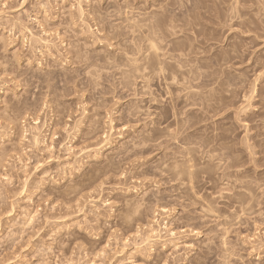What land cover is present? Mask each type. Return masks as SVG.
<instances>
[{
	"label": "rangeland",
	"instance_id": "1",
	"mask_svg": "<svg viewBox=\"0 0 264 264\" xmlns=\"http://www.w3.org/2000/svg\"><path fill=\"white\" fill-rule=\"evenodd\" d=\"M8 1L0 264H264V0ZM144 33L194 76L142 78Z\"/></svg>",
	"mask_w": 264,
	"mask_h": 264
},
{
	"label": "bare ground",
	"instance_id": "2",
	"mask_svg": "<svg viewBox=\"0 0 264 264\" xmlns=\"http://www.w3.org/2000/svg\"><path fill=\"white\" fill-rule=\"evenodd\" d=\"M2 2H3L2 4H6V7L9 8V1H8V0H2ZM78 9L80 10L79 7H78ZM80 15H82V12H81V11H80ZM134 21H135V20L131 21V23H133ZM145 21H146V20H145ZM129 22H130V21H129ZM135 22H136V23H135ZM135 22H134L133 24H134V26L137 27V26L139 25V22H137V21H135ZM143 22H144V21H143ZM137 23H138V25H137ZM144 23H145V22H144ZM144 23H143V25H144ZM132 26H133V25H132ZM139 26H141V24H140ZM130 27H131V26H130ZM145 27H146V26H143V28H145ZM132 28H133V27H132ZM141 28H142V27H140V29H141ZM147 28H148V26L146 27V30H145V29L141 30V31H140V34H141L142 31H143V32H146V33H152V34L155 32V29H152L153 32L151 31V27L149 28V30H148V32H147ZM135 29H136V28H134L133 30H135ZM129 30H130V29H129ZM136 30L138 31V28H137ZM131 31H132V29H131ZM42 32H43V33H46L45 30H42ZM134 32H136V31H134ZM146 33H144L145 35L142 36V37L145 38V37L147 36ZM155 33H156V32H155ZM155 33H154V35H155ZM142 34H143V33H142ZM142 34H141V35H142ZM152 34H151V35L148 34L149 37H147V39L145 38V42H146L147 44H148V43H149V44L147 45L146 43H144V44H146V45L148 46V47H145L146 50H145V48H144L145 51L143 50L144 53L146 52V54L144 55V57H143V55L140 54V55L143 57V58H142V57L140 56V58H141V62H142L141 64H142V65L140 64L141 66H139V67L137 66V68H136V65H138V64H136L137 62L134 63V62H135V59H133V61H134L133 64H135L136 72H139V73H140V76H141L142 78H145V77L148 78V76H149L148 73H150V74H153V73H156V72L160 73V77H159V78L161 79L162 82H165V83H164V84H165V88H164L165 90H166L167 88H169V87H170V84H171V83H170L169 86H168L167 83H169V82H167V81H170V82L173 81V82H174V80H175L177 77H178V79L181 78L182 80H183V79L185 80L186 78L191 77V75L194 76V75H193L194 72H193V70L191 69V67H189V68L186 69V70H185V68H183V66H184L183 63L186 64V65L188 66L189 64H191V63L193 62L194 59H192V58H193V57L191 56L192 53H189V54L186 55V53L188 52V51H186V53H184L185 55H184V57H183L181 54H178L179 52H180V53L182 52V51H179V50H181V49L176 50V46H175V45H176V42H175V41H174V42L170 41V42H172V44H171L172 46H170V49H169V47H167L168 45L165 46V47H162V48H163L162 50H165L164 48L167 47V48H168L167 50H169V51H168L169 53L167 52L166 54H164L163 51H159V52H162V53L164 54V55H162V54L159 55V54H158V53H159V52H158V50H159V46L157 47L158 44H156L157 42L155 43V38H153V35H152ZM141 35H140V36H141ZM151 36H152V37H151ZM154 37H155V36H154ZM152 38H153V39H152ZM141 39H142V38H141ZM153 40H154V41H153ZM147 41H148V42H147ZM45 43H46V42H45ZM174 43H175V44H174ZM46 46H47V45H46ZM144 46H145V45H144ZM177 47H178V46H177ZM179 47H180V46H179ZM179 47H178V48H179ZM202 48H203V47H202ZM160 50H161V48H160ZM140 51H141V50H140ZM177 51H179V52H177ZM164 52H165V51H164ZM172 52H177L176 55H177V54H178L179 56L181 55V56L183 57V60H181V58H182L181 56H180L181 58H180L179 56L176 57V56H174L175 54L172 53ZM189 52H190V50H189ZM144 53H142V54H144ZM170 53H172L173 55L170 54ZM194 53H195V52H194ZM182 54H183V52H182ZM161 55H162L164 58L168 55V58H169V59H167V60H166V58H165V59H164V58L161 59V58H162ZM165 55H166V56H165ZM213 57H214V56H213ZM176 58H178V59H176ZM179 58H180V59H179ZM174 59H176V60H174ZM136 60H138V59H136ZM171 60H172V61H173V60L176 61V62H175L176 64L173 65L174 62H172L173 64H171ZM168 61H170V62H168ZM210 61H211V60H210ZM214 61H216V60H214ZM221 61H222V60H221ZM131 62H132V61H131ZM138 62H139V61H138ZM180 62H182V64H181ZM198 62H200V61H198ZM139 63H140V62H139ZM177 64H178V65H177ZM179 64H180V65H179ZM200 64H201V63H200ZM204 64H205V63H204ZM181 65H183V66H182V68L184 69L183 71H181V68H179ZM186 65H185L184 67H186ZM201 65H202V64H201ZM217 65H218V64H217ZM177 66H178V67H177ZM203 66H204V65H203ZM203 66H202V69H203V68H206L205 66H204V67H203ZM208 66H209V65H208ZM210 66H211V65H210ZM175 67H177L178 69L175 68ZM165 69H167V71H166ZM179 69H180V70H179ZM146 71H147V73H146ZM165 72H166V73H165ZM158 73H157L156 75H158ZM209 73H210V72H209ZM209 73H208V74H209ZM206 74H207V73H206ZM206 74H205L204 76H201V77H202L201 82H202L203 84L206 82L205 84L207 85V81H206V79H207V78L210 79L212 74H209L210 77H208ZM153 75H154V74H153ZM150 76H152V75H150ZM226 78H227V76H226ZM226 78H225V79H226ZM181 79H180V80H181ZM190 79H192V78H190ZM190 79H189V81H191ZM194 79H195V78H194ZM209 79H208V80H209ZM212 79H213V78H212ZM235 79H238V77L235 78ZM235 79H234V80H235ZM180 80H177V81H180ZM182 80H181V81H182ZM187 80H188V79H187ZM210 80H211V79H210ZM217 80H218V78H217ZM175 81H176V80H175ZM185 81H186V80H185ZM166 82H167V83H166ZM173 82H172V83H173ZM192 82H193V81H192ZM201 82H200V83H201ZM216 82H217V81H216ZM223 82H224V81H223ZM187 83H188V82H187ZM208 83H209V82H208ZM242 83H243V82H242ZM164 84H163V85H164ZM191 84H192V83H191ZM205 84H204V85H205ZM213 84H214V83H213ZM217 84H218V82H217ZM239 84H240V83H239ZM206 85H205V86H206ZM222 85H223V84H222ZM232 85H233V84H232ZM201 86H202L201 84H200V85H197V87L201 88V90H202V87H203V86H202V87H201ZM210 86H212V85H210ZM218 86H219V85H218ZM189 87H190V86H189ZM191 87H192V86H191ZM206 87H207V86H206ZM221 87H222V86H221ZM221 87H219V88H221ZM224 87H225V86H224ZM194 88H195V87H194ZM209 88H210V87H209ZM222 88H223V87H222ZM169 89H170V88H169ZM196 89H198V88H196ZM223 89H224V88H223ZM188 90H189V89H188ZM198 90H199V89H198ZM168 91H169V90H168ZM191 91H192V90H191ZM191 91H190V92H191ZM208 91H209V90H208ZM166 92H167V91H166ZM205 92H206V91H205ZM205 92H203V93H205ZM209 92H211V91H209ZM167 93H169V92H167ZM206 93H207V92H206ZM252 93H254V92H252ZM169 94H171V92H170ZM190 94L192 95L193 93L191 92ZM167 95H168V94H167ZM194 95H196V93H194ZM194 95H193V96H194ZM202 95H203V94H202ZM202 95H200V94L198 95V92H197V96H199V98H201ZM253 95H254V94H253ZM170 96H171V95H170ZM170 96H168V97H170ZM189 96H190V95H189ZM189 96H188V97H189ZM197 96H196V98H197ZM200 96H201V97H200ZM251 96H252V94H251ZM190 97H192V96H190ZM203 97H205V96H203ZM208 97H209V96H208ZM172 98H173V97H172ZM199 98H198V99H199ZM190 99H191V98H190ZM208 99H210V98H208ZM217 99H218V98H217ZM248 99H249V98H248ZM202 100L204 101V99H202ZM210 100H211V99H210ZM249 100H250V99H249ZM170 101H171V98H170ZM187 101H189V100L187 99ZM206 101H207V100H206ZM199 102H200V101H199ZM207 102H209V100H208ZM207 102H206V103H207ZM212 102H213V101H212ZM214 102H215V101H214ZM217 102H218V100H217ZM195 103H196V102H195ZM197 103H198V102H197ZM200 103H201V102H200ZM202 103H204V102H202ZM198 104H199V103H198ZM209 104H210V103H209ZM195 105H196V104H195ZM203 105H205V103H204ZM207 105H208V104H207ZM210 105H211V104H210ZM214 105H215V104H214ZM188 106H190V104H188ZM193 106H194V105H193V103H192V107H193ZM200 106H201V105H200ZM194 107H195V106H194ZM212 107H213V106H212ZM173 109H174V108H173ZM173 109H172V110H173ZM191 109H192V108H191ZM202 109H205V110H206V108H202ZM208 109H210V108H207V110H208ZM215 109H217V105H216V108H215ZM3 110H4L3 112L1 111V112L3 113L2 117L4 116V118H6V117L8 118V117H9V111H7V109H3ZM207 110H206V111H207ZM190 111H191V110H190ZM214 111H215V110H214ZM214 111H213V112H214ZM5 114H7V115H5ZM175 115H176V114H175ZM5 116H6V117H5ZM164 117H165V116H164ZM192 117H193V116H192ZM0 118H1V117H0ZM165 118H167V117H165ZM8 119H9V118H8ZM189 119H190V118H189ZM6 120H7V119H6ZM35 121H36V119H35ZM164 121H165V120H164ZM187 121H188V120H187ZM37 122H38V121H37ZM37 122H35L34 124H36ZM154 123H155V122H154ZM182 124H184V123H182ZM184 125H185V124H184ZM188 126H189V124H188ZM190 126L192 127V125H190ZM36 128H37V127H36ZM190 129H191V128H190ZM222 129H223V128H222ZM34 130H36V129H34ZM33 135H34V134H33ZM22 136H23V135H22ZM37 136H38V135H37ZM0 137H1V136H0ZM192 137H193L192 134H188V136H187V138H188V142H191V144H192V142H193V141H192V140H193ZM186 140H187V139H186ZM186 140H185V141H186ZM214 140H215V139H214ZM216 140H217V139H216ZM183 141H184V140H183ZM195 143H196V142H195ZM33 144L36 145V146H38V144H39V142H38V137L36 138L35 135H34V137H33ZM184 144H185V143H184ZM187 144H188V143H187ZM206 144H207V143H206ZM209 144H210V142L208 143V147L210 148L211 145L209 146ZM188 145H190V144H188ZM212 145H213V144H212ZM204 146H205V145H204ZM206 146H207V145H206ZM206 146H205V147H206ZM205 147H204V148H205ZM186 148H188V150L184 148L185 150H187V151H185V153H186L185 155H186V156H185V155H183V156H185L186 158L188 157V158L186 159V158L184 157L185 160H186V162L184 161L183 164L185 163V164H184L185 166H183V165H182V166L185 167L187 174H186V172H185V169H184V170L182 169V170H183L182 172H185V174L187 175V176H185V178L189 177V179L187 178V179L189 180L188 183H191V182H190V177H191V175H192L193 169H196V168H195L196 165L191 164V163H192V159H193V157L191 156L192 151H190V148H189V147H186ZM191 148L193 149L194 147H191ZM204 148H203V149H204ZM209 148H208V149H209ZM212 148H213V149H212ZM212 148H210V149H212V150H211V152H212L211 155L214 154L215 152L217 153V150H219L218 148H217V150H216V147H215V149H214V147H212ZM221 148L223 149V147H221ZM206 149H207V147H206ZM208 149H207V150H208ZM194 150H195V149H194ZM207 150H205V152H206ZM197 152H198V151H197ZM203 152H204V150H203ZM203 152H202V153H203ZM218 152H219V151H218ZM209 153H210V152H209ZM216 153H215V154H216ZM1 154H2V153L0 152V157L2 158V159L0 158V163L2 162V160H4V157H3V156H4V155H3L4 152H3L2 155H1ZM192 154H194V153H192ZM203 154H204V153H203ZM205 155L207 156V158H208V157H210V158L212 157L211 155L208 156V154H205ZM193 156H194V155H193ZM210 158H208V159H210ZM211 159H212V158H211ZM217 160L219 161V159H217ZM2 163H3V162H2ZM228 167H229V166H228ZM220 168H221V167H220ZM226 168H227V167H225V169H226ZM227 169H228V168H227ZM195 171H196V170H195ZM225 171H226V170H225ZM226 172L229 173L228 171H226ZM224 173H225V172H224ZM227 173L225 174V176L228 175ZM180 174L185 175L184 173H180ZM230 174H231V172L229 173V176H230ZM223 177H224V174H223ZM226 177H227V176H226ZM233 177H234V176H233ZM220 178H222V177H220ZM224 178H225V177H224ZM231 178H232V177H231ZM231 178H230V179H231ZM226 179H229V178L227 177ZM219 180H222V179H219ZM226 181H227V180H226ZM227 183H230V180H229V182L227 181ZM231 184H233V183H231ZM231 184H229V185L231 186ZM224 185H225V184H224ZM227 185H228V184H227ZM227 185H225V186H227ZM220 186H223V185H220ZM230 186H229V188L232 189ZM67 189H76V186H75V187H72V188L67 187ZM222 189H225V188H222ZM227 189H228V188H227ZM206 206H207V205H206ZM207 207H208V206H207ZM165 210H166V209H165ZM207 210H208V209H207ZM161 211H162V210H161ZM208 212H210V209L208 210ZM211 212H212V211H211ZM126 218H127V217H126ZM123 219H124V218H123ZM152 229H153V228H152ZM163 229H165V226L163 227ZM158 231H159V229H158ZM170 232H171V231H170ZM170 232H169V233H170ZM144 233H145V232H144ZM147 233H148V232H147ZM159 233H160V232H159ZM148 234H149V233H148ZM148 234H146L145 237L142 238V244H144L146 247L149 246L148 250L151 251V248H152L151 245H153L152 243L155 242L157 239H159L161 236L159 237L158 235H160V234L156 233V232L153 231V230H152L151 234H154V235H155L154 237H153V236H149ZM165 234H166V233H165ZM140 235H141V234H140ZM169 235H173V232H171ZM170 237H171V236H170ZM136 238H137V237H136ZM155 238H157V239H155ZM137 239H138V238H137ZM169 239H170V238H169ZM169 239H168V241H169ZM160 240H161V239H160ZM165 242H166V241H165ZM165 242H164V243H165ZM155 243H156V242H155ZM139 245H141V243H140ZM139 245L137 244V246H139ZM164 245H165V244H164ZM173 245H174V243H173ZM142 246H143V245H142ZM174 246H175V245H174ZM146 247H145V248H146ZM163 247H165V246H163ZM135 248H136V247H135ZM141 250H142V249H141ZM143 250H144V248H143ZM161 250H163V249H161ZM146 253H147V252H146ZM146 257H147V256H146Z\"/></svg>",
	"mask_w": 264,
	"mask_h": 264
}]
</instances>
